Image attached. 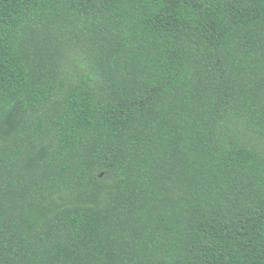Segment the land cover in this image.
Listing matches in <instances>:
<instances>
[{
	"label": "trees",
	"instance_id": "1",
	"mask_svg": "<svg viewBox=\"0 0 264 264\" xmlns=\"http://www.w3.org/2000/svg\"><path fill=\"white\" fill-rule=\"evenodd\" d=\"M0 264H264V0H0Z\"/></svg>",
	"mask_w": 264,
	"mask_h": 264
}]
</instances>
